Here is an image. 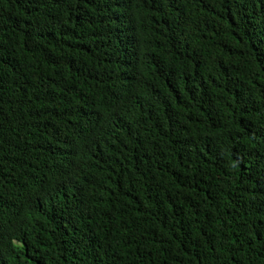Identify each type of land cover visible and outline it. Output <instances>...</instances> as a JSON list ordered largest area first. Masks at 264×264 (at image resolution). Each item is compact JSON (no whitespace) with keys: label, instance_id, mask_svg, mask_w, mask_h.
<instances>
[{"label":"trees","instance_id":"1","mask_svg":"<svg viewBox=\"0 0 264 264\" xmlns=\"http://www.w3.org/2000/svg\"><path fill=\"white\" fill-rule=\"evenodd\" d=\"M0 264H264V0H0Z\"/></svg>","mask_w":264,"mask_h":264}]
</instances>
